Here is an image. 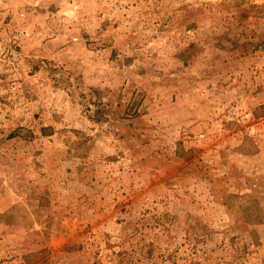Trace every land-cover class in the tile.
Masks as SVG:
<instances>
[{"label":"rangeland","instance_id":"rangeland-1","mask_svg":"<svg viewBox=\"0 0 264 264\" xmlns=\"http://www.w3.org/2000/svg\"><path fill=\"white\" fill-rule=\"evenodd\" d=\"M0 264H264V0H0Z\"/></svg>","mask_w":264,"mask_h":264}]
</instances>
